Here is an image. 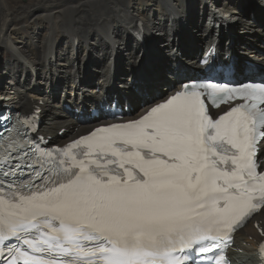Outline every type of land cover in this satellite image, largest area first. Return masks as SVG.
Masks as SVG:
<instances>
[{"label": "snow or ice", "instance_id": "1", "mask_svg": "<svg viewBox=\"0 0 264 264\" xmlns=\"http://www.w3.org/2000/svg\"><path fill=\"white\" fill-rule=\"evenodd\" d=\"M13 143L21 155L0 156V241L31 251L12 262L195 264L264 208V85L185 84L138 120L57 149L55 164Z\"/></svg>", "mask_w": 264, "mask_h": 264}, {"label": "bare ground", "instance_id": "2", "mask_svg": "<svg viewBox=\"0 0 264 264\" xmlns=\"http://www.w3.org/2000/svg\"><path fill=\"white\" fill-rule=\"evenodd\" d=\"M262 2L0 0V77L11 86V90L3 89L7 93L4 102L13 100L30 109L42 101L46 117L42 127L54 134L56 129L72 124L70 114L60 102L66 100L82 106L83 98L91 90L88 83L96 75L104 80L117 78L126 91L131 90L129 80L157 91L168 81L174 66L180 67V51L189 57L202 44L216 38L218 49L223 51L227 32L229 49L254 55L264 32ZM254 7H258L256 11H252ZM136 32L151 45L144 55V44L136 38ZM111 57H117L116 72L112 71ZM191 59L190 63L195 62ZM258 59L263 60L264 56L260 54ZM70 80L71 95L56 101L54 88L67 85ZM44 85L50 92L43 90ZM258 218L264 226V209ZM260 238L252 227L238 233L236 242L244 253L232 251V258H238L240 264H252Z\"/></svg>", "mask_w": 264, "mask_h": 264}, {"label": "rangeland", "instance_id": "3", "mask_svg": "<svg viewBox=\"0 0 264 264\" xmlns=\"http://www.w3.org/2000/svg\"><path fill=\"white\" fill-rule=\"evenodd\" d=\"M27 33V32H26ZM240 34H244L243 32H241ZM83 53V52H82ZM8 56V54L5 52V57H7ZM5 85L3 86V88L4 89H6L7 87H6V83H4ZM7 90H10V89H7ZM11 93H13V92H11Z\"/></svg>", "mask_w": 264, "mask_h": 264}]
</instances>
